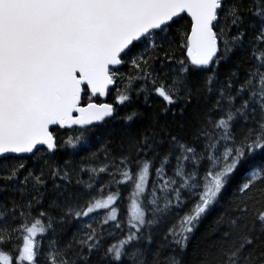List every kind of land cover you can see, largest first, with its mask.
Here are the masks:
<instances>
[{
    "label": "snow or ice",
    "instance_id": "1",
    "mask_svg": "<svg viewBox=\"0 0 264 264\" xmlns=\"http://www.w3.org/2000/svg\"><path fill=\"white\" fill-rule=\"evenodd\" d=\"M0 264H264V0H0Z\"/></svg>",
    "mask_w": 264,
    "mask_h": 264
},
{
    "label": "trees",
    "instance_id": "2",
    "mask_svg": "<svg viewBox=\"0 0 264 264\" xmlns=\"http://www.w3.org/2000/svg\"><path fill=\"white\" fill-rule=\"evenodd\" d=\"M187 22V18L185 19V21H182V23H186ZM113 97H114V93L113 92H110V94L108 95V102L109 103H113ZM93 101H96V102H101L102 100L100 99V97L99 96H97V97H94L93 98ZM155 103H159V101L157 100V101H154ZM130 109H121V113L123 114V112H125V111H129ZM63 134V133H62ZM57 157L58 158H61V157H64V153L63 152H60V153H57ZM85 179H87V176H85L84 177ZM125 195L127 194V193H124ZM214 219V217H210L209 219H207L206 221H204L201 225H200V227H199V229H198V231H197V237H199L200 235H202L203 233H205L206 231H207V229L209 228V226L211 225V223H212V220Z\"/></svg>",
    "mask_w": 264,
    "mask_h": 264
},
{
    "label": "water",
    "instance_id": "3",
    "mask_svg": "<svg viewBox=\"0 0 264 264\" xmlns=\"http://www.w3.org/2000/svg\"><path fill=\"white\" fill-rule=\"evenodd\" d=\"M100 99L102 100V102H96V101H93L95 103H109L108 102V96L104 97V96H99Z\"/></svg>",
    "mask_w": 264,
    "mask_h": 264
},
{
    "label": "flooded vegetation",
    "instance_id": "4",
    "mask_svg": "<svg viewBox=\"0 0 264 264\" xmlns=\"http://www.w3.org/2000/svg\"><path fill=\"white\" fill-rule=\"evenodd\" d=\"M102 102V101H101Z\"/></svg>",
    "mask_w": 264,
    "mask_h": 264
}]
</instances>
